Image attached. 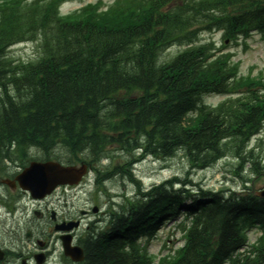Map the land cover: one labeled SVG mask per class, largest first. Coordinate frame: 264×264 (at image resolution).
<instances>
[{
    "label": "trees",
    "instance_id": "1",
    "mask_svg": "<svg viewBox=\"0 0 264 264\" xmlns=\"http://www.w3.org/2000/svg\"><path fill=\"white\" fill-rule=\"evenodd\" d=\"M60 1L0 2V143L62 147L70 162L94 164L114 150L129 156L122 163L111 157L105 176L133 178L135 160L180 149L190 168L233 154L260 170L246 145L264 123V81L239 76L209 44L165 63L159 55L174 43H192L206 24L232 38L264 31V0H121L106 11L87 6L68 16L59 15ZM28 39L38 41L34 60L8 56L11 44ZM209 92L242 95L209 107L201 102ZM192 184L174 176L139 188L107 228L86 238L84 264H155L139 239L153 238L183 210L190 217L184 246L159 264H264V235L250 255L233 257L248 229L264 232V198L194 192Z\"/></svg>",
    "mask_w": 264,
    "mask_h": 264
},
{
    "label": "rangeland",
    "instance_id": "2",
    "mask_svg": "<svg viewBox=\"0 0 264 264\" xmlns=\"http://www.w3.org/2000/svg\"><path fill=\"white\" fill-rule=\"evenodd\" d=\"M98 0H72L64 7L67 11H73ZM105 6L110 5L114 0H103ZM223 30L217 26L211 30H202L198 36L196 43H214L216 48L223 47L224 52H232V60L240 62V70L244 75L264 76V39L263 33L254 32L248 37H242L237 41H230L224 39ZM186 48L184 45L175 44L161 54L160 63L169 61L174 55ZM38 49L33 42L18 43L10 48L9 55L19 60H30L35 58ZM219 53V52H218ZM224 95H208L205 97L206 103L213 105L225 99ZM262 139V141L260 140ZM250 148H254L257 154L264 155V126L262 131L256 135L249 144ZM258 158V157H257ZM262 164L264 159L262 157ZM134 166V175L141 180L143 187H150L154 183H158L164 179L170 178L175 174L184 177L188 168L187 161L183 156L182 150L177 151L174 156L166 159L156 158L154 156L143 157ZM109 161L102 162L103 165L108 164ZM238 161L234 156L230 155L224 157L210 167L204 169H197L193 172L192 178L194 183L201 184L207 189H231L235 191L244 190L245 179L249 180L248 184L251 193H257L264 189V174H250L251 163L244 164L239 169L237 168ZM92 175V174H91ZM85 192H75L76 189H69L70 191L62 192V195L67 198L64 202L65 210L70 208V204H74L76 209L86 207L84 204L86 198H90L91 192L94 190L92 180H87ZM197 188V187H195ZM108 192L115 195L113 200L116 204L121 203L126 197H133L135 195L136 185L126 178H113L107 183ZM77 194L76 196H74ZM106 201L102 196L100 203ZM66 203L68 204L66 206ZM106 206V205H105ZM260 234L259 230L254 229L249 232V239L255 240ZM183 245L181 240V233L176 228L175 221L165 223L156 238H154L149 246V250L157 257L163 256L170 251Z\"/></svg>",
    "mask_w": 264,
    "mask_h": 264
},
{
    "label": "flooded vegetation",
    "instance_id": "3",
    "mask_svg": "<svg viewBox=\"0 0 264 264\" xmlns=\"http://www.w3.org/2000/svg\"><path fill=\"white\" fill-rule=\"evenodd\" d=\"M0 147H3L0 155H3L4 160L8 162L0 164V253H3L0 256V264H23V262L25 264H80L63 253L62 245L66 241L63 235L71 236L69 239L71 245L83 248L85 254L83 261H85L84 242L86 240L84 241V238L87 235L91 221L89 217L93 209H81L80 214L71 210L66 213L62 210L59 212L53 202L61 201V197H54L51 194L42 199L33 198L28 191L20 189L13 182L16 176L15 161L12 158L13 148L7 143H0ZM8 157L13 159L12 162H9ZM31 202L36 203L32 214L37 218L28 225L30 227L19 228L16 234L15 212L19 211V217L22 219L26 211L30 210ZM69 223V229L58 227L59 225L67 226ZM75 224H78V227ZM24 232L27 236L26 240L20 239V235ZM38 253H42V256H37ZM40 258H43L42 263L38 262Z\"/></svg>",
    "mask_w": 264,
    "mask_h": 264
},
{
    "label": "water",
    "instance_id": "4",
    "mask_svg": "<svg viewBox=\"0 0 264 264\" xmlns=\"http://www.w3.org/2000/svg\"><path fill=\"white\" fill-rule=\"evenodd\" d=\"M85 172L86 165L76 167L62 166L57 162H33L18 176V180L23 188L30 190L34 196L41 197L58 183L77 182Z\"/></svg>",
    "mask_w": 264,
    "mask_h": 264
},
{
    "label": "bare ground",
    "instance_id": "5",
    "mask_svg": "<svg viewBox=\"0 0 264 264\" xmlns=\"http://www.w3.org/2000/svg\"><path fill=\"white\" fill-rule=\"evenodd\" d=\"M135 163H137L138 161H134Z\"/></svg>",
    "mask_w": 264,
    "mask_h": 264
}]
</instances>
